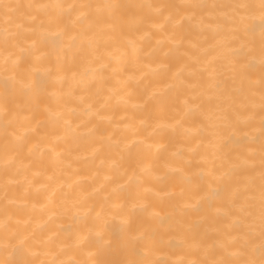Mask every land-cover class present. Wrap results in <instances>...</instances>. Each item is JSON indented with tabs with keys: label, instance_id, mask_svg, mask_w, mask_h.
<instances>
[{
	"label": "bare ground",
	"instance_id": "6f19581e",
	"mask_svg": "<svg viewBox=\"0 0 264 264\" xmlns=\"http://www.w3.org/2000/svg\"><path fill=\"white\" fill-rule=\"evenodd\" d=\"M0 264H264V0H0Z\"/></svg>",
	"mask_w": 264,
	"mask_h": 264
}]
</instances>
